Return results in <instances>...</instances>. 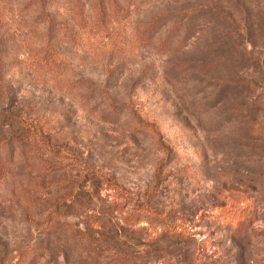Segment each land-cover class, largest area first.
Listing matches in <instances>:
<instances>
[{
    "label": "rangeland",
    "instance_id": "374dc122",
    "mask_svg": "<svg viewBox=\"0 0 264 264\" xmlns=\"http://www.w3.org/2000/svg\"><path fill=\"white\" fill-rule=\"evenodd\" d=\"M17 110L77 157L67 171L87 166L137 194L163 156L133 113L156 122L170 158L153 203L193 240L87 184L100 247L59 246L26 221L16 160L0 178V264L34 250L36 264H194V252L204 264H264V0H0V138ZM38 155L32 170L44 171ZM111 201L122 208L109 212ZM247 203L259 219L235 237L218 215Z\"/></svg>",
    "mask_w": 264,
    "mask_h": 264
},
{
    "label": "trees",
    "instance_id": "16d2710c",
    "mask_svg": "<svg viewBox=\"0 0 264 264\" xmlns=\"http://www.w3.org/2000/svg\"><path fill=\"white\" fill-rule=\"evenodd\" d=\"M133 114H135L133 124L135 130L149 134L163 156V160L155 165L149 187L141 194L121 187L112 177L91 171L87 169V166L83 167V171H67L68 160L74 163L77 157L67 148L54 142L40 127L38 121L33 117L31 118L29 112L17 110L8 114L7 118H5V114L4 120L11 126L12 133L7 138H0V178L11 172L10 170L16 160L23 162L26 171H24V177L17 182L19 184L16 186L18 189L16 195L23 207L26 221L34 225L46 240H52L62 247L79 248L81 251L85 250L86 253H92L99 249L100 245L97 244L98 238L96 237L97 229L93 226L101 224V217L86 212L89 208L93 209L95 205L93 197L98 196V193L84 191L80 188L87 184L94 190L105 186L106 189L112 190L115 199L120 198L123 203L131 204L132 213L130 216L132 219L138 216L160 218L164 220V233L162 234L172 238L179 237L185 241L193 240L192 233L186 225L181 222L172 223L170 219H167L169 212L158 210L153 203L155 190L164 180L163 168L169 161L170 150L166 146L156 122H148L141 119L140 116H136V113ZM255 131L259 136L264 135V131L259 126L256 127ZM37 155L41 157H39L41 160L43 156L46 157L47 163L43 168L44 171L32 170L31 163L35 158L33 156ZM48 158L52 161H48ZM60 166L65 168L64 171H57ZM65 175H69V177ZM122 205L111 201L106 210L116 213L122 208ZM44 208L50 213L46 217L47 219L40 223L39 217L36 215L42 213ZM64 211L77 214L81 219L80 224L71 222L62 225L59 217L63 215ZM218 216L225 219L226 226L235 237L243 236L250 230V225L259 219L257 208L253 203H247L242 207L224 209ZM218 216H210L209 218L216 219ZM45 242L48 243L49 241ZM40 252L41 250L22 252L16 259L17 264L38 263ZM193 257L195 259L194 264L205 263L203 259L198 258L196 252H194Z\"/></svg>",
    "mask_w": 264,
    "mask_h": 264
}]
</instances>
